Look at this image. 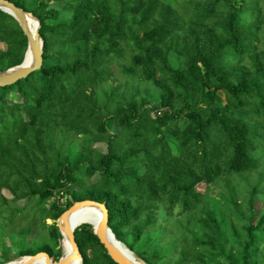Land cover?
Returning a JSON list of instances; mask_svg holds the SVG:
<instances>
[{"label":"trees","instance_id":"trees-1","mask_svg":"<svg viewBox=\"0 0 264 264\" xmlns=\"http://www.w3.org/2000/svg\"><path fill=\"white\" fill-rule=\"evenodd\" d=\"M8 1L39 20L43 62L0 87V264L58 261L56 222L83 200L145 264H262L264 0ZM0 43L4 72L27 39L1 10ZM74 236L81 264H116L91 224Z\"/></svg>","mask_w":264,"mask_h":264},{"label":"water","instance_id":"water-1","mask_svg":"<svg viewBox=\"0 0 264 264\" xmlns=\"http://www.w3.org/2000/svg\"><path fill=\"white\" fill-rule=\"evenodd\" d=\"M0 10L12 16L17 21L23 35L27 39V48L24 54L23 61L15 67L9 68L4 72H0V87H4L6 85L15 83L16 81L41 68L43 62V41L39 36L40 22L37 18L32 16L35 20L36 26L35 29L31 31L25 21V15L28 14L27 12L23 11L21 8L17 7L15 4L8 0H0ZM29 54L32 55L33 62L30 65H26V58ZM88 205L94 206L98 211L97 213L99 217V223L96 229L92 227V231L97 236L100 244L103 245L110 259L116 264H136L128 259L126 255L122 253L117 247V244H123L116 239L115 235L108 227V211L105 207V204L98 203L92 200L73 202L72 205L68 209H66L57 220V228L61 236L63 237L62 224H64V233L71 245L72 250L68 256H61L58 261H54L53 258L50 257L46 252H38L31 256L21 257L26 259L21 264H31L39 258H44L45 264H69L70 262L78 259L82 262V256L75 241V229L69 228L66 224L67 216L69 214L77 211L81 207ZM84 224L90 225L89 223ZM127 250L131 252L129 249Z\"/></svg>","mask_w":264,"mask_h":264},{"label":"bare ground","instance_id":"bare-ground-1","mask_svg":"<svg viewBox=\"0 0 264 264\" xmlns=\"http://www.w3.org/2000/svg\"><path fill=\"white\" fill-rule=\"evenodd\" d=\"M25 21L27 23L28 28L33 31L35 29L36 23L34 18L32 17L31 14H26L25 15ZM33 62V57L31 54H29L26 58V65H30ZM97 209L94 206L88 205V206H84L81 207L80 209H78L77 211L69 214L67 216V226L69 228H77L78 226H81L84 223H89L92 225L93 228H97V225L99 223V217H98V213H97ZM66 226V227H67ZM62 231H63V237L61 240V246H62V251H63V257L68 256L71 253V245L69 243V240L67 239V237L65 236L64 230H65V226L64 224H62ZM117 247L119 248V250L124 253L126 255V257L128 259H130L131 261H133L136 264H145L141 259L137 258L135 255H133L131 252H129L126 247H124L123 245H119L117 244ZM26 259L25 258H19L13 261H10L6 264H21L22 262H24ZM31 264H45L44 258H39L36 261H34ZM69 264H81V261L78 260H74L72 262H70Z\"/></svg>","mask_w":264,"mask_h":264},{"label":"rangeland","instance_id":"rangeland-1","mask_svg":"<svg viewBox=\"0 0 264 264\" xmlns=\"http://www.w3.org/2000/svg\"><path fill=\"white\" fill-rule=\"evenodd\" d=\"M162 1H163V0H162ZM163 2H164V1H163ZM35 5H36V4L34 3V6H35ZM62 5H63V3H62L61 1H58V0H56V1H51V2L48 3L49 8H50V9H53V10H60V9L62 8ZM121 47L123 48V50L126 49L124 44H122ZM0 49H1V50H5V49H6L5 44L0 43ZM127 53H128V52L126 51V54H127ZM124 63H125V61H124ZM126 64L129 65V64H128V60L126 61ZM113 68H114V79H115V81H112V85H113V86H117L120 82H122V81L124 80V75H123L122 72L120 71V67H118L116 64L113 66ZM143 86H144V84L142 85V87H143ZM123 90H126V87L120 89V91H123ZM117 131H118V127H117V126H114L113 129H112V132H117ZM122 145H123V144L120 143V146H121V147H122ZM94 149L97 150V151L100 152V153H105V152H106V144H105V143H97V144L94 145ZM262 165H263V162H262ZM262 165H261V166H262ZM261 166H260V167H261ZM97 178H98L97 176H94V177H93V180H94V179H97ZM251 178H253V177H251ZM243 183H244V182H242V184H243ZM71 189H74V188H71ZM75 189H76V188H75ZM196 190H197L198 192H200V193H203V192H205L206 190H208L210 196H215V195L217 194V192L222 191V189L219 188V187H217V186H214V185L206 186L204 183H200V184H198V185L196 186ZM3 193H4V195H5L7 198H10V194H9L8 192L3 191ZM258 193H260V190L258 191ZM262 201H264V199L261 197V194H259V195L257 196V201H255V203H254V215H255V219H256V218H257V217L263 212V209H264V202H262ZM61 202H62V201L60 200V203H61ZM19 204H20V206H23V205L26 204V202H25V201H20ZM163 217H164V214L161 212V218H163ZM52 223H53L52 220H46V224H47V225H50V224H52ZM56 224H57V222H56ZM28 240H30V237H28ZM263 245H264V243H263ZM124 247H125V246H124ZM126 249H127V248H126ZM259 249H260V248H259ZM263 254H264V249H262V250L259 251V253H258V258H257V263H262V264H264V259H263V257H262ZM61 255H63L62 246H61ZM8 257L10 258V261H11V260H14V259H19V258L15 255L14 252L9 253ZM53 260H54V258H53Z\"/></svg>","mask_w":264,"mask_h":264},{"label":"built area","instance_id":"built-area-1","mask_svg":"<svg viewBox=\"0 0 264 264\" xmlns=\"http://www.w3.org/2000/svg\"><path fill=\"white\" fill-rule=\"evenodd\" d=\"M55 199H58L59 201L61 200L62 202L61 203H65L67 200H71V198L68 196V195H66V194H63L62 192L61 193H57L56 195H55Z\"/></svg>","mask_w":264,"mask_h":264}]
</instances>
